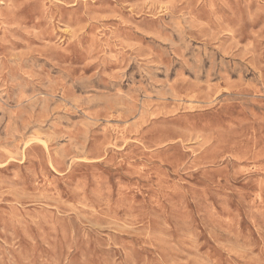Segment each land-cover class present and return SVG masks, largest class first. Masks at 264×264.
<instances>
[{
	"label": "rangeland",
	"instance_id": "1",
	"mask_svg": "<svg viewBox=\"0 0 264 264\" xmlns=\"http://www.w3.org/2000/svg\"><path fill=\"white\" fill-rule=\"evenodd\" d=\"M0 264H264V0H0Z\"/></svg>",
	"mask_w": 264,
	"mask_h": 264
},
{
	"label": "bare ground",
	"instance_id": "2",
	"mask_svg": "<svg viewBox=\"0 0 264 264\" xmlns=\"http://www.w3.org/2000/svg\"><path fill=\"white\" fill-rule=\"evenodd\" d=\"M76 25V24H75ZM58 26V25H57ZM59 27V26H58ZM66 27V26H65ZM65 27H63V28H65ZM55 30V29H54ZM71 31V30H70ZM55 34V33H54ZM87 201V200H86ZM105 206V205H104ZM112 210V209H111ZM123 223V222H122ZM72 235V234H71ZM73 237V236H72ZM74 240V239H73Z\"/></svg>",
	"mask_w": 264,
	"mask_h": 264
}]
</instances>
